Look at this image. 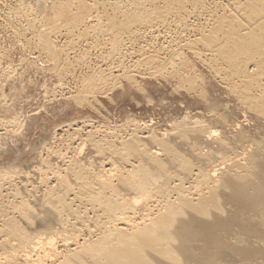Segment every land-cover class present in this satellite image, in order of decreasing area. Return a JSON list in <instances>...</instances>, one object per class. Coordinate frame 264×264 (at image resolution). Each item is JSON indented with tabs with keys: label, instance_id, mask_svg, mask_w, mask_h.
<instances>
[{
	"label": "bare ground",
	"instance_id": "1",
	"mask_svg": "<svg viewBox=\"0 0 264 264\" xmlns=\"http://www.w3.org/2000/svg\"><path fill=\"white\" fill-rule=\"evenodd\" d=\"M48 2V33L25 19L41 51L67 59L85 43L106 64L84 67L71 96L145 91L136 76L156 74L190 95L168 123L74 128L30 170L2 166L0 264H264V0Z\"/></svg>",
	"mask_w": 264,
	"mask_h": 264
},
{
	"label": "rangeland",
	"instance_id": "2",
	"mask_svg": "<svg viewBox=\"0 0 264 264\" xmlns=\"http://www.w3.org/2000/svg\"><path fill=\"white\" fill-rule=\"evenodd\" d=\"M48 1H46L45 5L39 1L36 4L34 0H0V169H2V166L3 168H9L11 166V168L14 167L18 169V171L27 170V167H29L28 170H30L39 163V158L37 157L43 154L42 151L45 149V146L61 147V145H68L71 143L73 137L71 135H73L76 128L80 132L83 128L84 130H82V132L104 130V132H108L109 134L123 135L125 125H127V121L131 119H143L142 121L151 119L153 122H158L159 124L168 123V120L175 116L174 112L171 111L173 107L175 105L183 107L184 105L182 103L184 101L178 98L180 94L184 95V97L190 95V86L187 83L180 85L177 92L173 90L174 82L168 84L164 78L159 76L160 74H156L152 77L136 76V80L145 88V91H138L128 87H126V89H121V87L119 88V86H117L113 91L111 90L110 92V90H107L108 92L105 95L98 96L95 99L90 96L87 92L88 90L86 91L85 89L80 91L82 93H80L81 95L76 92L74 94L72 93L71 96L70 92H73L72 89L75 86L74 82L76 79L78 80L82 77L84 67L92 65L93 67L95 66V69L99 70V67L103 69L106 64L99 62L100 59H98V57L100 56V52L85 47V43H78V45L76 43L77 46L73 47L75 50L73 49L71 51V55L67 58L68 60L64 58L62 54H57V56H55L57 58L53 60V56L41 51L39 42L31 36V31L26 21L28 20V22L35 23L33 28L34 31L40 27L37 31L45 30L48 33L51 28L49 29L47 27L52 26L49 22V18H52V12L48 6L50 5ZM26 2L27 4H23ZM38 4L44 6L40 5L41 9H39ZM36 10L38 13L34 14ZM26 18L27 20H25ZM42 21L45 22L42 23ZM160 35L165 37V40H168L166 34L160 33ZM48 42L49 40L47 43ZM55 42L54 47H57L55 51L57 50L60 53V50L65 46L66 40L61 39ZM50 45L52 44H48V48ZM61 45L62 47H60ZM154 47L158 48V45H154ZM72 52H74V55ZM131 52L133 53L134 49L128 48L126 56L132 59L129 58L125 60L124 65L127 67L132 64L130 60L134 61L136 57V55L134 57V54ZM102 53L106 54L107 52L105 53V51H103ZM184 55L187 56L188 65L190 66V54L186 52ZM64 59L68 61L67 63L70 64L71 67H69L66 62H63L65 61ZM55 60L58 61L54 63ZM75 60L77 64H75ZM57 63H59V65ZM60 63L62 65L64 63V65L61 67ZM78 65L79 67H77ZM53 66H56V68L54 69ZM57 66L60 67V70L57 69ZM65 68L72 73V76L68 77V79L62 74L63 71H61ZM70 68L72 69L70 70ZM78 95L82 98L84 96L83 102L79 106L75 102V98ZM171 103L172 106H170ZM13 114L16 115L18 123H15L17 126L11 127L5 122V117ZM74 121L77 122L75 127H65L66 124ZM83 123L84 125L87 123L89 126L86 125V128ZM61 140L66 142L64 143ZM76 144L74 146H77ZM30 164L33 165L31 166Z\"/></svg>",
	"mask_w": 264,
	"mask_h": 264
}]
</instances>
